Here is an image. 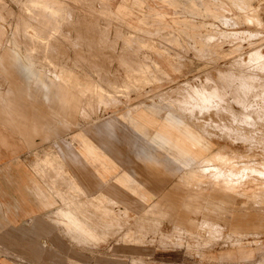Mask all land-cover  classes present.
<instances>
[{
    "label": "rangeland",
    "instance_id": "obj_1",
    "mask_svg": "<svg viewBox=\"0 0 264 264\" xmlns=\"http://www.w3.org/2000/svg\"><path fill=\"white\" fill-rule=\"evenodd\" d=\"M6 47L76 83L82 113L67 116L75 124L60 136L72 141L85 128L99 145L113 141L108 151L137 173L129 185L143 194L128 199L116 182L115 204L83 198L79 243L56 228L69 243L46 247L67 255L51 264H264V0H0V55ZM5 67L3 139L19 142V159L36 165L57 155L54 140L35 135L28 147L21 123L50 126L55 118L28 96L17 69ZM9 101L12 110L3 107ZM106 121L118 126L116 134L109 127L113 139L99 132ZM82 170L87 190L91 170ZM49 212L32 215L31 229L35 219L51 222ZM59 214L74 236L69 227L79 220ZM4 215L0 239L22 237ZM30 231L26 237L43 236ZM42 244L22 246L28 256L6 245L11 256L0 263L42 264ZM79 255L93 261H75Z\"/></svg>",
    "mask_w": 264,
    "mask_h": 264
},
{
    "label": "crops",
    "instance_id": "obj_2",
    "mask_svg": "<svg viewBox=\"0 0 264 264\" xmlns=\"http://www.w3.org/2000/svg\"><path fill=\"white\" fill-rule=\"evenodd\" d=\"M5 62L13 65L27 82L26 90L28 92H26L28 96L31 98L40 97L42 104L49 105V109L55 118L50 126H44L43 123L40 126L39 122L37 124L35 121L30 122L29 125H25L24 121H22V129L26 128L24 130L25 134H23L25 142L30 147L33 143L31 139L35 135L41 136L43 141L53 138L52 144L56 147L57 155L51 157L47 154L43 158H40V162L36 165H34V161L31 163L28 159H19V142H14L11 139L8 143L4 141L0 126V212L3 215L5 214L6 219H9L7 221L12 228L17 230L20 228L19 231L22 233V237L11 239L10 241L0 239V259L4 261V259L8 258L7 256H11L9 255L11 253H3L4 250H7L4 247L6 245H12L15 247L13 249L16 253L28 256V251L23 248L27 251L26 253L22 249V246L40 245V242H42L45 249H42V253H39V257L41 256V258H38L43 262L42 264L64 262L63 260H66L67 255L61 252L51 253L50 248L46 249V247L68 245L69 242L65 237L61 234H56V230L60 229L59 227L71 238L72 242L79 243V236L81 237L79 232L82 229L83 219L81 211L79 212L78 204L82 202L83 198H105L115 204L114 186L116 182L121 183L127 193L131 195H129L130 198L128 196V199L138 198L143 194L137 193L136 187L129 185L134 182L133 175L131 174L136 172L132 168H129L130 172L124 169L125 165L119 163L108 151V144L113 145V141H103L99 145L89 137L87 132L89 129L85 128L75 131L72 134V141L60 136L61 132L69 130L75 124L74 119H71V117L77 113H82V96L76 92V89L74 90L76 83L70 82L69 86L67 84L68 81H65L62 75L52 76L40 69L37 70L38 68L36 69L28 62V58L15 48L6 47L0 55V69L3 71H6ZM11 104L9 101V104L3 107L6 110H12L13 106ZM67 116H71L70 119ZM6 120L9 125L20 127L19 122L9 117ZM109 125L108 121L100 124L101 128L99 132L113 139L114 136L109 133V127H113L111 132L116 134L117 131L114 130H117L118 126L115 128L114 124ZM95 131L98 133V129ZM74 140L78 146L75 145ZM132 156L134 157V155ZM133 159L150 167L157 164L151 165L146 160L135 157ZM68 164L74 166V174H71ZM144 164L142 165L145 166ZM83 168L86 171L87 168L91 170V188H86L87 190H83V185L80 182L81 179L78 176V171L80 170L81 174L85 173L82 170ZM52 170H54V174L58 170L60 172L62 170V172L52 176ZM68 182L75 185L71 186L69 191L66 189ZM99 185L102 188H99ZM143 185L146 186L145 183ZM147 195L152 198L156 196L152 192H149ZM68 198L74 201L75 206L72 207V203L70 204L71 206L67 205ZM90 204L93 206L92 202ZM46 209L50 210L48 215L51 218V222L44 221L43 223L35 219L31 229L32 225L30 226L29 223L32 221V215L35 217L36 213H39L41 210L48 211ZM59 213L68 216V219L71 214H74L79 220V227H69L70 230L75 232L74 236L67 233L66 221ZM58 216L60 217L58 218ZM75 224L77 225V222ZM25 231H30L33 234L36 233L39 237L43 235L41 236L42 239L41 237H26ZM75 261L89 263V261L93 260L90 259L89 255H79Z\"/></svg>",
    "mask_w": 264,
    "mask_h": 264
},
{
    "label": "bare ground",
    "instance_id": "obj_3",
    "mask_svg": "<svg viewBox=\"0 0 264 264\" xmlns=\"http://www.w3.org/2000/svg\"><path fill=\"white\" fill-rule=\"evenodd\" d=\"M249 21H250V19H249ZM251 22V21H250ZM187 132V131H186Z\"/></svg>",
    "mask_w": 264,
    "mask_h": 264
}]
</instances>
